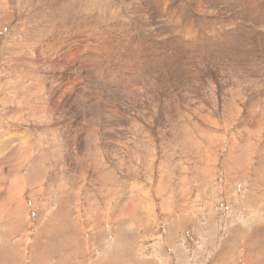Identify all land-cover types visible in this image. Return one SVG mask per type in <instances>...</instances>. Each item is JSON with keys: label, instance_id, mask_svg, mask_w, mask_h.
Listing matches in <instances>:
<instances>
[{"label": "rangeland", "instance_id": "374dc122", "mask_svg": "<svg viewBox=\"0 0 264 264\" xmlns=\"http://www.w3.org/2000/svg\"><path fill=\"white\" fill-rule=\"evenodd\" d=\"M187 1L0 0V264H264V0Z\"/></svg>", "mask_w": 264, "mask_h": 264}, {"label": "bare ground", "instance_id": "6f19581e", "mask_svg": "<svg viewBox=\"0 0 264 264\" xmlns=\"http://www.w3.org/2000/svg\"><path fill=\"white\" fill-rule=\"evenodd\" d=\"M142 1H143V0H142ZM152 1H153V0H152ZM186 1H187V0H186ZM193 1H194V0H193ZM193 1H191V3H192ZM244 1H245V0H244ZM248 1H250V0H248ZM146 2H147V1H146ZM155 2L157 3L158 1H155ZM163 2H164V1H162V3H163ZM187 2H188V1H187ZM197 2H198V1H197ZM197 2H196V3H197ZM200 2H201V1H200ZM202 2H203V1H202ZM216 2H217V0H216ZM226 2H227V0H226ZM51 3H52V2H51ZM51 3H50V4H51ZM142 3H143V2H142ZM144 3H145V2H144ZM214 3H215V2H214ZM217 3H218V2H217ZM53 4H54V3H53ZM135 4H136V3H135ZM160 4H161V3H160ZM168 4H170V3H168ZM192 4H193V3H192ZM215 4H216V3H215ZM215 4H214V6H216ZM245 4H246V3H245ZM148 5H149V3H148ZM154 5H155V4H154ZM209 5H210V4H209ZM211 5H212V4H211ZM225 5H226V4H225ZM195 6H196V5H195ZM217 6H218V5H217ZM248 6H249V5H248ZM248 6H247V7H248ZM53 7H54V6H53ZM137 7H138V6H137ZM164 7H165V6H164ZM175 7H176V6H175ZM193 7H194V6H193ZM250 7H251V6H250ZM144 8H145V7H144ZM144 8H143V9H144ZM148 8H149V7H148ZM167 8L169 9V7H167ZM171 8H172V6H171ZM140 9H141V8H140ZM165 9H166V8H165ZM175 9H176V8H175ZM129 10H130V9H129ZM137 10H138V8H137ZM155 10H156V9H155ZM173 10H174V9H173ZM203 10H204V9H203ZM158 11H159V10L157 9V13H159ZM164 11H165V10H164ZM195 11H196V10H195ZM146 12H147V11H146ZM165 12H166V11H165ZM167 12H170V11H167ZM167 12H166V13H167ZM195 13H196V12H195ZM203 13H204V12H203ZM205 13H206V11H205ZM252 13H253V12H252ZM146 14H147V13H146ZM159 14H160V13H159ZM164 14H165V13H164ZM167 15H168V14H167ZM174 15H175V14H174ZM199 15H201V14H199ZM146 16H147V15H146ZM170 16H171V15H170ZM177 16H178V15H177ZM204 16H206V15H204ZM207 16H208V14H207ZM207 16H206V17H207ZM211 16H212V15H211ZM55 17H56V15H55ZM53 18H54V17H53ZM56 18H57V17H56ZM58 18H60V17H58ZM124 18H125V17H124ZM54 19H55V18H54ZM54 19H53V20H54ZM158 20H159V19H158ZM169 20H171V18H170ZM55 21H57V20H55ZM175 21H177V19H176ZM178 21H179V20H178ZM210 21H211V20H210ZM249 21H250V20H249ZM172 22H173V21H172ZM172 22H169V23H172ZM55 23H56V22H55ZM173 23H174V22H173ZM243 23H244V22H243ZM48 24H49V23H48ZM177 24H178V22H177ZM177 24H176V25H177ZM243 25H244V24H243ZM113 26H114V25H113ZM209 27H210V26H209ZM249 27H250V26H249ZM192 29H193V28H192ZM231 29H232V28H231ZM254 29H255V28H254ZM211 30H212V29H211ZM191 31H192V30H191ZM216 31H217V30H216ZM256 31H257V30H256ZM58 32H59V30H58ZM99 32H100V29H99ZM99 32H98V33H99ZM189 32H190V31H189ZM91 34H92V33H91ZM96 34H97V33H96ZM101 34H102V33H101ZM101 34H100V36H101ZM108 34H109V33H108ZM186 34H187V33H186ZM259 34H260V33H259ZM87 35H89V34H87ZM104 35H105V34H104ZM104 35H103V36H104ZM106 35H107V34H106ZM112 35H113V34H112ZM176 35H177V34H176ZM260 35H262V34H260ZM72 36H73V35H72ZM92 36H93V35H92ZM110 36H111V34H110ZM119 36H120V35H119ZM119 36H118V38H121V37H119ZM155 36H156V35H155ZM166 36H167V35H165V37H166ZM181 36H182V35H181ZM258 36H259V35H258ZM263 36H264V35H263ZM68 37L71 38V36H68ZM75 37H76V36H75ZM94 37H95V36H94ZM101 37H102V36H101ZM107 37H108V36H107ZM111 37H112V36H111ZM111 37H110V38H111ZM158 37L160 38L161 36H158ZM165 37H164V38H165ZM104 38H105V37H104ZM114 38H115V37H114ZM179 38H180V37H179ZM181 38H183V37H181ZM193 38H194V37H193ZM242 38H243V37H242ZM245 38H246V37H245ZM71 39H72V38H71ZM78 39H80V38H78ZM85 39H86V38H85ZM89 39H90V37H89ZM97 39H98V38H97ZM99 39H100V38H99ZM99 39H98V40H99ZM121 39H122V38H121ZM121 39H119V40L121 41ZM157 39H158V38H157ZM161 39H162V38H161ZM252 39H253V38H252ZM80 40H81V39H80ZM109 40H110V39H109ZM254 40H255V39H254ZM64 41H65V40H64ZM72 41H73V42H76L77 40H76V41L72 40ZM78 41H79V40H78ZM87 41H88V40H87ZM173 41H174V40H173ZM194 41H195V40H194ZM53 42H54V41H52V44H53ZM93 42L95 43V41H93ZM96 42H97V40H96ZM210 42H211V41H210ZM20 43H21V42H20ZM20 43H19V44H20ZM46 43H47V42H46ZM48 43H49V42H48ZM60 43H61V42H60ZM67 43H68V42H67ZM67 43H65V44H67ZM69 43H70V42H69ZM79 43H80V42H79ZM91 43H92V42H91ZM97 43H98V42H97ZM99 43H100V42H99ZM101 43H102V42H101ZM121 43H122V42H121ZM19 44H18V45H19ZM23 44H24V43H23ZM23 44H22V45H23ZM50 44H51V43H50ZM81 44H82V43H81ZM111 44H113V43H111ZM111 44H110V45H111ZM31 45H32V44H31ZM31 45H30V46H31ZM48 45H49V44H48ZM48 45L46 46L47 48L49 47ZM55 45H56V44H55ZM55 45H53V47H54ZM62 45H63V44H62ZM101 45H102V44H101ZM107 45H108V44H107ZM110 45H109V46H110ZM170 45H171V44H170ZM26 46H28V45H26ZM30 46H29V47H30ZM44 46H45V45H43L42 48H43ZM60 46H61V45H60ZM64 46H65V45H64ZM111 46H112V45H111ZM22 47H23V46H22ZM22 47H21V48H22ZM29 47H28V48H29ZM46 47H45V48H46ZM68 47H69V46H68ZM74 47H75V46H74ZM96 47H98V46H96ZM105 47H106V46H105ZM18 48L20 49V47H18ZM45 48H43L44 50H43V52H41V53H44ZM55 48H57V47H55ZM63 48H64V47H63ZM69 48H70V47H69ZM98 48H101V47H98ZM108 48H109V47H108ZM48 49H50V48H48ZM102 49H103V48H102ZM112 49H113V47H112ZM213 49H214V48H213ZM22 50H23V49H22ZM24 50H25V49H24ZM26 50H27V49H26ZM41 50H42V49H41ZM50 50L53 51L52 48H51ZM67 50H68V49H67ZM105 50H106V49H105ZM156 50H157V49H156ZM160 50H161V49H160ZM163 50H164V48H163L161 51H163ZM165 50H166V52H167V50H169V49L167 48V49H165ZM165 50H164V51H165ZM27 51H28V50H27ZM54 51H55V50H54ZM64 51H65V49H64ZM75 51H76V50H75ZM149 51H150V50H149ZM158 51H159V49H158ZM79 52H80V51H79ZM108 52H109V51H108ZM111 52H112V51H111ZM138 52H139V51H138ZM146 52H147V51H145V53H146ZM154 52H155V51H154ZM169 52H171V51H169ZM38 53H39V52H38ZM50 53H51L50 55H52L53 52L50 51ZM66 53L68 54V52H66ZM73 53H74V52H73ZM86 53H87V52H86ZM143 53H144V52H143ZM167 53H168V52H167ZM205 53H206V52H205ZM69 54H70V53H69ZM83 54H84V53H83ZM129 54H130V53H128V55H129ZM137 54H139V53H137ZM72 55H73V54H72ZM74 55H75V54H74ZM79 55H80V54H79ZM112 55H113V54H112ZM140 55H141V54H140ZM144 55H145V54H144ZM182 55H183V54H182ZM21 56H22V55H21ZM23 56H24V55H23ZM61 56L63 57V55H61ZM77 56H78V55H77ZM86 56H87V55H86ZM135 56H136V55H135ZM174 56H175V55H174ZM43 57H44V56H42V58H43ZM83 57H84V56H83ZM139 57H140V56H139ZM139 57H138V58H139ZM146 57H147V56H146ZM149 57H150V56H149ZM181 57H182V56H181ZM185 57H186V56H185ZM23 58H24V57H23ZM60 58H61V57H60ZM112 58H113V57H112ZM140 58H142V57H140ZM140 58H139V59H140ZM14 59H15V58H14ZM48 59H49V58H48ZM50 59H51V57H50ZM52 59H53V58H52ZM76 59H77V58H76ZM109 59H110V58H109ZM113 59H114V58H113ZM113 59H112V60H113ZM45 60H46V59H45ZM68 60H69V59H68ZM85 60H86V59H85ZM133 60H134V58H133ZM143 60H144V59H143ZM39 61H40V60H39ZM66 61H67V59H66ZM144 61H145V60H144ZM84 62H86V61H84ZM87 62H88V61H87ZM113 62H114V61H113ZM132 62H133V61H132ZM136 62H137V61H136ZM72 63H73V62H72ZM144 63H145V62H144ZM133 64H135V63H133ZM58 65H59V64H58ZM96 65H97V63H96ZM88 66H89V65H88ZM93 68H94V67H93ZM102 68H103V66H102ZM106 68H107V66H106ZM111 68H112V67H111ZM150 68H152V67L150 66ZM107 69H108V68H107ZM107 69H106V70H107ZM97 70H98V69H97ZM104 70H105V67H104ZM150 70H151V69H150ZM112 71H113V70H112ZM102 73H103V72H102ZM119 75H120V74H119ZM5 102H6V101H5ZM259 102H260V101H259ZM251 124H252V123H251ZM89 125H90V124H89ZM93 127H94V126H93ZM83 128H85V127H83ZM89 128H90V127H89ZM86 130H87V129H86ZM87 132H88V131H87ZM235 143H236V142H235ZM10 144H11V143H10ZM231 144H232V143H231ZM11 145H12V144H11ZM87 148H88V147H87ZM262 151H263V150H262ZM263 155H264V154H263ZM0 161H1V160H0ZM15 165H16V164H15ZM8 167H9V171L7 172ZM8 167H7V170H6L7 175H10L11 173L13 174L15 171L13 170L12 165L10 164ZM0 170H2V167H0ZM10 171H11V172H10ZM2 179H3V178H2ZM7 181H8V180H7ZM4 182H5V181H4ZM8 182H9V181H8ZM10 183H11V182H10ZM3 186H5V187H4L2 190L4 191V189H5V192H6V191L9 192V191H10L9 188H12L11 185L8 186V183H7V186L4 185V184L1 185V187H3ZM20 192H21V191H20ZM17 194H18V196H20L19 193H17ZM11 196H12V195H11ZM0 204H1V203H0ZM1 207H2V206L0 205V208H1ZM2 208H3V207H2ZM2 211H3V212L6 211V212L4 213V215L8 212V210L5 209V208H3ZM3 212L0 211V214L3 213ZM7 216H8V215H7ZM10 216H12V215H10ZM11 218H12V217H11ZM13 220H15V218H14ZM15 225H16V224H15ZM13 226H14V225H13Z\"/></svg>", "mask_w": 264, "mask_h": 264}]
</instances>
